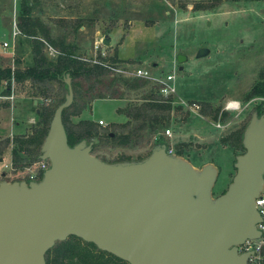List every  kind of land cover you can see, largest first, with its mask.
Wrapping results in <instances>:
<instances>
[{
    "label": "water",
    "instance_id": "obj_1",
    "mask_svg": "<svg viewBox=\"0 0 264 264\" xmlns=\"http://www.w3.org/2000/svg\"><path fill=\"white\" fill-rule=\"evenodd\" d=\"M185 58L176 54L178 63ZM65 82L38 156L49 166L39 179L0 180V264H46V252L71 235L128 264H246L236 245L260 233L254 198L264 184V103L245 122L234 173L213 196L216 166L196 167L167 152L165 141L120 161L93 155L85 139L69 145L62 122L73 100L69 75Z\"/></svg>",
    "mask_w": 264,
    "mask_h": 264
},
{
    "label": "rangeland",
    "instance_id": "obj_2",
    "mask_svg": "<svg viewBox=\"0 0 264 264\" xmlns=\"http://www.w3.org/2000/svg\"><path fill=\"white\" fill-rule=\"evenodd\" d=\"M194 1L34 0L32 13L40 15L55 32L61 29L57 25L60 16L66 21L83 20L84 24L71 32L69 39L75 40L87 56L94 55L98 49L108 54L115 51L118 58L143 65L153 74L174 69L176 96L170 97V102L176 104L173 100L176 102L177 98L195 101L199 109L195 112L182 107L171 109L165 126L170 136L164 135V128L158 135L173 152L179 149L192 165L198 167L211 162L216 166L218 174L212 193L217 195L234 173V156L242 151L239 143L233 144L230 137L224 142L221 138L243 127L251 112L261 106L259 95L249 98L244 95L264 70V0H219L211 8L201 10L191 8ZM18 2L0 0V51L1 41L12 38ZM105 29L109 31L104 32ZM104 34L109 36L107 45L101 41ZM18 37L12 58L19 57L23 66L31 59V47L28 40L18 42ZM200 46L207 47L208 51L196 56ZM179 52L186 55L180 63L176 61ZM12 58L10 53H0L2 63L11 62ZM27 94L18 87L8 107L1 106L5 99L0 98V180L26 179L38 170V161L24 169L5 166L11 163V144L6 140L15 133V121L22 122V131L35 122L37 102L31 104ZM139 96L140 92H130L121 99H96L90 110L84 109L71 120L77 123L86 118L94 122L101 119L103 124L99 123V129H113L110 123L124 120L115 108L127 101L139 102ZM227 100L238 101L240 110L223 111ZM214 107L219 108L215 119L211 117ZM217 121L222 128L214 127ZM152 141V137L144 138L134 147L99 143L92 154L107 161L120 156L136 159L150 150Z\"/></svg>",
    "mask_w": 264,
    "mask_h": 264
},
{
    "label": "trees",
    "instance_id": "obj_3",
    "mask_svg": "<svg viewBox=\"0 0 264 264\" xmlns=\"http://www.w3.org/2000/svg\"><path fill=\"white\" fill-rule=\"evenodd\" d=\"M217 1L219 0H195L191 8L193 10L209 9ZM33 3L34 0H19L16 20L19 29L18 42L24 39L30 43V61L21 66L19 57H14L13 68L10 64H0V82L6 80L8 86L13 76L16 83L15 92L20 87L21 91L26 90L28 93L31 104L37 100L34 107L35 122L30 126L29 131L15 132L11 138L6 140L7 144H11L10 154L13 168L24 169L40 160L38 158L40 147L54 110L65 98L66 75L70 76L73 90V100L62 112V122L69 145L85 139L92 142L93 151L99 143L110 147H134L144 138L149 137L153 138L152 145L165 141L158 135V132L166 128L171 109H179L180 106L172 104L170 97L167 100H160L159 97H162L157 94V86L151 80L114 70L113 68L118 65L125 68L135 64L118 58L115 51L111 54H97L96 57L85 55L76 41L69 39V34L84 24L83 20L77 18L66 21L65 17L60 16L58 17L60 22L57 25L61 29L55 32L52 25L40 15L32 13ZM108 31L109 29L104 30V32ZM45 41L58 50L55 55L51 56L46 53ZM263 75L264 70L258 73L257 79L244 98L252 95L264 96ZM55 83L56 86H54ZM7 92V87H2L1 93L6 94ZM130 92H140V101H127L123 106L115 108V112L123 116L124 120L110 123L113 129L101 130L98 127L99 123L90 118L81 119L77 123L71 120L72 116L79 115L84 109L90 110L96 99H121ZM9 105L8 100H3L1 104L7 107ZM218 111V107L212 109L213 119L216 118ZM254 111L260 112V106ZM221 113L225 115V112ZM242 128L230 132L222 137L221 141L224 142L230 137L233 144L239 143L240 145ZM173 153L182 156L177 148ZM143 156H138L136 159ZM128 159L131 158L120 156L111 161ZM40 177L41 174L37 179ZM45 260L46 264H128L98 249L93 243L85 242L74 235L55 242L46 252Z\"/></svg>",
    "mask_w": 264,
    "mask_h": 264
},
{
    "label": "built area",
    "instance_id": "obj_4",
    "mask_svg": "<svg viewBox=\"0 0 264 264\" xmlns=\"http://www.w3.org/2000/svg\"><path fill=\"white\" fill-rule=\"evenodd\" d=\"M12 39L14 41L15 37L19 34V29L16 25V22L13 21L12 23ZM2 46L4 48H7L10 46V42L8 40H3L2 41ZM95 47H98V43L95 44ZM10 51L12 52V55L14 54V49L13 46L11 45V48H9ZM44 50L48 55H55L57 53V49L53 47L51 44L45 41L44 45ZM97 54L100 55H105L106 52L104 50H99L92 55L93 57H96ZM93 60H95L93 58ZM10 66L13 68L14 67V58H12V61L10 63ZM114 70L121 72L123 74H134L138 75L144 78H147L151 80L152 82L155 83L157 86V94L160 95L163 98H169L175 95V86L173 82L174 78V69H170L166 72H159L157 74H153L147 69L145 66L140 65V64H133V65H128V67L122 68L121 66H116L113 68ZM0 86L7 87V93L2 94L0 93V98L8 100L10 103H12V100L15 97V88H16V83L15 80L12 76L9 85L7 86V81L2 80L0 82ZM177 98V97H176ZM260 101L262 105L264 103V96H260ZM174 103L179 105L180 107L187 109L189 111L195 112L199 109L198 103L195 101H186L183 99L177 98L176 102L173 100ZM223 111H229V112H237L240 110L239 102L236 100H227L225 104L222 107ZM98 123L103 124V121L101 119L98 120ZM221 123L219 121L215 122L214 127L215 128H222L220 125ZM164 135L166 137L170 136V132L168 128H165L163 131ZM168 145V144H167ZM167 152H172V149L167 146ZM39 166L38 170L36 172H33L30 174L27 178L28 180H35L37 179L39 174H42L43 170H45L49 166L48 160H39L38 161ZM5 166L11 167V163L5 164ZM254 204L255 208L260 216V221H258L255 224V227L259 230V236L254 239H245L242 241L240 244L236 245V249L238 253H246V264H264V184L262 186V189L259 191V193L256 195L254 198Z\"/></svg>",
    "mask_w": 264,
    "mask_h": 264
},
{
    "label": "crops",
    "instance_id": "obj_5",
    "mask_svg": "<svg viewBox=\"0 0 264 264\" xmlns=\"http://www.w3.org/2000/svg\"><path fill=\"white\" fill-rule=\"evenodd\" d=\"M17 37V36H16ZM15 37V38H16ZM3 40H8L9 42H10V46H8L7 48H4L3 46H2V41ZM2 41H1V49H2V51H0V53H5V52H7V54L8 53H10L11 54V58H12V56L14 55H12V52L11 51H9V48H11V45L13 46V49H14V51H15V44H16V42H15V39H14V41H13V39L11 38V39H3ZM12 61V60H11ZM11 62H7V63H2V62H0V64H10ZM26 97V96H25ZM25 97H23V98H25ZM21 125H22V122L21 121H16L15 122V125L13 126V131L15 130V132H18V131H22L21 130ZM29 129H30V125H28L27 127H26V129L25 130H23V131H29ZM9 162H11V158H10V161ZM4 172H2L1 174H3Z\"/></svg>",
    "mask_w": 264,
    "mask_h": 264
},
{
    "label": "flooded vegetation",
    "instance_id": "obj_6",
    "mask_svg": "<svg viewBox=\"0 0 264 264\" xmlns=\"http://www.w3.org/2000/svg\"><path fill=\"white\" fill-rule=\"evenodd\" d=\"M226 185H227V184H226ZM224 189H225V188H224ZM224 189H223V190H224ZM223 190H221L219 193H221ZM211 192H212V189H211ZM219 193H218V194H219ZM212 195H213V193H212ZM213 196H215V195H213Z\"/></svg>",
    "mask_w": 264,
    "mask_h": 264
}]
</instances>
